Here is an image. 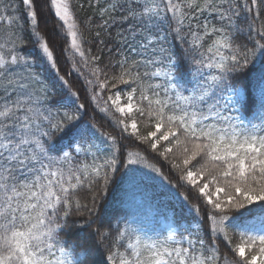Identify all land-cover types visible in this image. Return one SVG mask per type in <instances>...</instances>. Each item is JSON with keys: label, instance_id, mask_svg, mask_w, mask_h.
Returning <instances> with one entry per match:
<instances>
[{"label": "snow or ice", "instance_id": "snow-or-ice-1", "mask_svg": "<svg viewBox=\"0 0 264 264\" xmlns=\"http://www.w3.org/2000/svg\"><path fill=\"white\" fill-rule=\"evenodd\" d=\"M87 7L100 54L85 48L72 0H0V264H264V71L248 80L264 58V0ZM114 24L124 48L101 66ZM71 72L111 131L83 122ZM142 153L170 165L193 213L156 236L104 213L120 169L141 164L167 181Z\"/></svg>", "mask_w": 264, "mask_h": 264}, {"label": "trees", "instance_id": "trees-1", "mask_svg": "<svg viewBox=\"0 0 264 264\" xmlns=\"http://www.w3.org/2000/svg\"><path fill=\"white\" fill-rule=\"evenodd\" d=\"M103 2V0H102ZM73 9L75 11L76 18L81 22V31L85 38V48L91 47L93 54H100L98 51L99 46L92 41L95 40V32L99 29L91 27V30L84 28V24L87 23V18L92 15V10L87 7V0H72ZM84 4V8H80L79 5ZM22 8V3L20 4ZM54 19L48 18V31H52ZM95 23V21H93ZM43 27V25H42ZM111 37L102 33L101 38L108 41L107 48H111L113 51L111 55L105 48L102 54V64L112 58H118L116 53L119 49L124 48V45L120 43L119 34L124 31L119 24H114L110 28ZM63 34L57 29V38L54 41L55 54L59 59V67L61 69V75L68 73L71 69V63L69 57L62 54V48L67 47ZM171 41V37L169 38ZM125 51L127 49L125 48ZM177 51L179 47L177 46ZM79 60L78 57H76ZM38 70L41 71V75L49 82L50 86L54 85V91L57 94L66 93V90L62 88L59 81L54 78V75L43 71V66L38 65ZM264 71V58L258 56L255 63L250 68V75L248 80L253 82L258 74ZM87 71L85 70V76ZM70 82L74 84V90L80 94V103L86 104V111L81 115L83 122L89 120H95L101 124L105 130L111 131V121L107 120L102 113L94 112L91 110V100L89 93L85 90V79L81 77L79 73L71 72L66 77ZM123 87V86H121ZM66 142V141H65ZM124 145L134 144V141H123ZM135 150V149H132ZM148 157L150 163L155 164L164 175L167 177V181L162 180L156 173L143 167L141 164L131 165L128 170L120 169L116 173L115 183L109 188V193L105 198L104 213L107 219H111L115 224L117 220L131 221L133 226L141 230V234L147 233L152 236H156L158 232L164 231L162 227V221H169V212H172L173 219L178 220L180 223H187L191 220L193 213H191L189 205L186 204L183 199L173 193L183 192V188L172 189L171 184L177 183V175L175 171L170 169V165L164 162L159 157L152 153H142ZM135 169V172L131 170ZM135 176V180L131 181L130 176ZM235 239V238H234Z\"/></svg>", "mask_w": 264, "mask_h": 264}, {"label": "rangeland", "instance_id": "rangeland-1", "mask_svg": "<svg viewBox=\"0 0 264 264\" xmlns=\"http://www.w3.org/2000/svg\"><path fill=\"white\" fill-rule=\"evenodd\" d=\"M168 216H169L170 220L167 222H162V225L165 227V229H166L167 225L174 220L172 212H169Z\"/></svg>", "mask_w": 264, "mask_h": 264}]
</instances>
